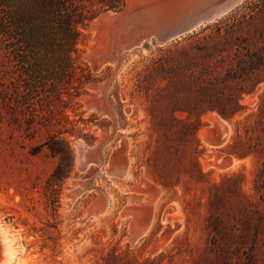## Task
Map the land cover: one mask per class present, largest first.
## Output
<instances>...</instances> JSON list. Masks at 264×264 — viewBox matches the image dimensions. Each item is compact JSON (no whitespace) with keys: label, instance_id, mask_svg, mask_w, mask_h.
Masks as SVG:
<instances>
[{"label":"rangeland","instance_id":"obj_1","mask_svg":"<svg viewBox=\"0 0 264 264\" xmlns=\"http://www.w3.org/2000/svg\"><path fill=\"white\" fill-rule=\"evenodd\" d=\"M126 7L0 0V264H264V0L95 71L91 24ZM111 75L118 129L102 169L117 153L127 165L112 179L95 165L81 172L75 148L111 134L112 119L84 103ZM209 116L228 126L220 146L201 138L218 136ZM79 180L106 198L97 219L86 216L96 191L67 198ZM150 192L151 229L131 244L132 216L120 215L149 209Z\"/></svg>","mask_w":264,"mask_h":264},{"label":"bare ground","instance_id":"obj_2","mask_svg":"<svg viewBox=\"0 0 264 264\" xmlns=\"http://www.w3.org/2000/svg\"><path fill=\"white\" fill-rule=\"evenodd\" d=\"M163 1H166V2L179 1L180 3L187 5V7H190L191 5H193L195 2H198L199 0H127L128 8L126 10L125 15L118 22L112 21V23L111 22H106V23L101 22V19L103 17L113 16V14L111 12H104L103 14H101L99 16V18H97L91 24V28L93 29V31H92L93 37H92L91 42L87 48L88 49L87 58H88V61L92 64L93 69L95 71H98L102 67H104L105 64H108V65H111L116 71L119 67L120 56L123 52L124 46H126L135 37L139 36L141 33H144L148 29L153 30L154 28L161 25V23L163 22L165 17L163 15L164 12L159 9L160 8L159 4ZM98 41L100 42L101 50H103L104 52L108 50V52L110 54V60L105 59L103 61H99L96 64L91 59V55H92V50L97 45ZM112 79H113V76L111 77V79L105 81L104 83L98 84V87L96 89H94L93 86L89 87L90 90L97 92V94L99 95L98 98H92V97H85L84 98V101H85L84 103H85V106L87 107L88 111H94L101 116H106V117L112 119L113 124H112V127L110 129L111 134L108 135L107 137L100 136V138H98L99 140L96 142L95 146H93V147H88L80 141L75 143V148H76V153H77V167H78V169L81 172H85L89 169L90 166L95 165L99 168V170H98L99 172H104L106 174V176L108 178H111V179H112V177L124 178L127 175V165H126V163L123 162L125 159L123 157L122 158L124 160L121 159L120 158L121 155L118 153H117V156L115 158V161L112 164V167L109 169H102V159H101L102 149L105 146V144H107L108 141L111 139V137L115 133V131L118 129V126H116L115 112L113 111L111 106L108 104L106 98L103 99V97H102L103 95H106V92L109 90ZM93 99L97 100V102H95L94 104L89 106L88 101L93 100ZM208 118L210 120L211 125H213V127H214L216 122H218L221 126L226 125L223 121H221V120L218 121V119L215 118L214 116L207 117V120H208ZM209 128L211 129V127H209ZM211 132H212V130L209 133H211ZM227 132L224 135V141L222 143H220V145L226 141ZM207 133H208V130L203 129L200 132V135H201L202 140H204V142L211 145L212 143H210V141L208 139L209 133L208 134ZM212 139H213V137H212ZM100 143H101L100 147H97ZM220 145H218V146H220ZM125 154H126V152H125ZM111 161H113V160H111ZM233 164H235V163L233 162ZM93 184H94V182H92V180L74 181V186L75 187L77 186L78 188L71 190L69 192L67 198L71 202H73L79 195H81L84 192L96 191L99 194V198H98L99 200L92 203V205L87 208L86 216L87 217L92 216L94 219H97L106 210L107 203L105 200L106 198L103 197L104 195H102L101 191L96 188L95 184L94 185ZM144 193H145V191H144ZM157 195H159V194H157ZM157 195L154 194V192H150L148 194V197L146 200H147V206L149 207V209L145 208L146 210H144V211L143 210H124L121 213V215H120L121 218H123L127 215L132 216V221H131L130 228H129L130 237L127 238V240H129V242L131 244L135 243L139 238H141L142 236H146L149 233V231L151 229L152 220H153L152 219V212L154 211V204H155V200H156ZM145 205H146V201H145ZM175 210L176 209L174 208V211ZM164 220L165 219L163 217L162 221H164ZM1 227H2V225L0 226V228ZM0 232H1V229H0ZM0 241H1V239H0ZM5 242L6 241H4L3 244ZM161 248L162 247H160L159 249H161ZM5 249L8 250V248H5ZM9 251H11L10 248H9ZM9 251H7V252H9ZM3 253L4 252H2V254ZM5 253H6V251H5ZM8 256H9V253H8Z\"/></svg>","mask_w":264,"mask_h":264},{"label":"water","instance_id":"obj_3","mask_svg":"<svg viewBox=\"0 0 264 264\" xmlns=\"http://www.w3.org/2000/svg\"><path fill=\"white\" fill-rule=\"evenodd\" d=\"M242 1L244 0H199L190 7H187V5L180 3L179 1H163L159 4V9L164 12L163 15L165 17L161 25L154 28L153 30L148 29L144 33H141L139 36L135 37L126 46H124L123 52L138 47L144 41L151 40L152 38L155 39L157 44L164 45L171 40L179 38L193 31L203 24L211 23L233 9ZM127 8L128 4L123 12L119 14H113V16L103 17L101 22H118L125 15ZM91 59L96 64L99 61H103L105 59L110 60V54L108 50L105 52L101 50L99 41L92 50ZM111 77L112 75L107 80L111 79ZM93 87L96 89L98 84L93 85ZM102 97L103 99L106 98L105 95ZM95 102H97V100L93 99L88 101V104L90 106ZM217 119L218 121H223L221 118ZM214 128L216 129L218 136L212 144L214 146H218L224 141V135L228 131V126H221L218 122H216ZM100 145L101 143L97 147H100Z\"/></svg>","mask_w":264,"mask_h":264},{"label":"trees","instance_id":"obj_4","mask_svg":"<svg viewBox=\"0 0 264 264\" xmlns=\"http://www.w3.org/2000/svg\"><path fill=\"white\" fill-rule=\"evenodd\" d=\"M218 112L224 118H228L230 116V113H227L226 111H223L222 109L219 110Z\"/></svg>","mask_w":264,"mask_h":264}]
</instances>
